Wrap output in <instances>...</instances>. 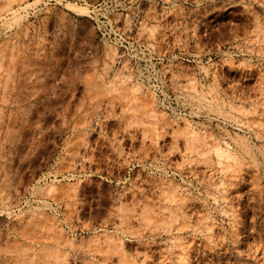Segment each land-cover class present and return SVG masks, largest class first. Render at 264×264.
<instances>
[{"label":"rangeland","instance_id":"obj_1","mask_svg":"<svg viewBox=\"0 0 264 264\" xmlns=\"http://www.w3.org/2000/svg\"><path fill=\"white\" fill-rule=\"evenodd\" d=\"M264 264V0H0V264Z\"/></svg>","mask_w":264,"mask_h":264},{"label":"bare ground","instance_id":"obj_2","mask_svg":"<svg viewBox=\"0 0 264 264\" xmlns=\"http://www.w3.org/2000/svg\"><path fill=\"white\" fill-rule=\"evenodd\" d=\"M6 264V263H5Z\"/></svg>","mask_w":264,"mask_h":264}]
</instances>
